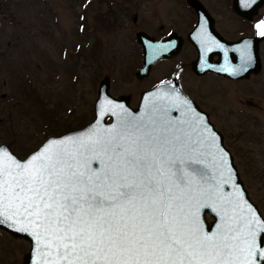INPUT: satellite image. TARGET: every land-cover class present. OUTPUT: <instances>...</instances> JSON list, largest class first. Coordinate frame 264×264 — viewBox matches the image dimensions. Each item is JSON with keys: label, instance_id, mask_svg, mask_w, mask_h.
Masks as SVG:
<instances>
[{"label": "snow or ice", "instance_id": "6c2138e0", "mask_svg": "<svg viewBox=\"0 0 264 264\" xmlns=\"http://www.w3.org/2000/svg\"><path fill=\"white\" fill-rule=\"evenodd\" d=\"M256 28L264 37V20ZM134 127L50 144L27 161L0 148V226L34 237L38 264H257L258 254L264 261V223L252 206L241 216L210 173L193 167L202 163L200 142ZM202 208L219 214L216 232L203 229Z\"/></svg>", "mask_w": 264, "mask_h": 264}, {"label": "rangeland", "instance_id": "374dc122", "mask_svg": "<svg viewBox=\"0 0 264 264\" xmlns=\"http://www.w3.org/2000/svg\"><path fill=\"white\" fill-rule=\"evenodd\" d=\"M176 1L0 0V145L7 143L24 158L48 135L81 129L94 120L106 76L112 93L131 95L136 107L140 92L168 67L136 77L142 62L131 14L173 16ZM186 74L187 89L223 134L249 198L264 217V72L244 82ZM29 249L23 237L0 228V264H22Z\"/></svg>", "mask_w": 264, "mask_h": 264}, {"label": "water", "instance_id": "95a60500", "mask_svg": "<svg viewBox=\"0 0 264 264\" xmlns=\"http://www.w3.org/2000/svg\"><path fill=\"white\" fill-rule=\"evenodd\" d=\"M253 3L255 0H249ZM264 3V0H260ZM193 7H197L193 0L189 1ZM198 8V7H197ZM238 12H242V9L236 6ZM243 13V12H242ZM196 31V30H195ZM194 31L191 33V39H193ZM141 38V34L138 35ZM194 40V39H193ZM244 44L250 47L247 52L248 57L242 55L240 50V55H237L239 59L234 62L232 58L229 57L228 51L233 47L238 48L240 44L238 43H226L221 42V46L218 54L220 55L221 61L212 63L209 65L210 70H214L217 74H224L229 78H239L245 76L248 77L251 72L258 70V59L257 55L258 49V37L243 40ZM164 44L158 42L157 44H151L154 48L158 49ZM243 47V45L241 46ZM242 49H245L243 47ZM173 52L179 50V46L172 49ZM145 52L143 65L136 71L137 78H146L149 75V69L156 63L159 57H166L164 55H159V57H154L151 54L152 50L149 45L143 47ZM232 60V61H231ZM239 65V67H236ZM227 67H231L232 71H226ZM194 69H196L194 63ZM246 68V70H242ZM236 72L239 73L236 75ZM179 81L174 77L170 81L165 83H160L153 89L145 91L140 96L139 105L136 108H132L128 103L127 97H120L119 99H114L109 94V82L108 79H104L99 84L100 87L97 90V99L94 102V120L89 122L87 125L81 129L74 131H68L67 133L58 136H49L45 139L43 143L38 145V147L28 153L24 158H19V156L12 151L8 144H1L0 148L8 150V152L20 161L29 160L34 154H39L50 144H55L62 141H79L89 135L93 138H103L107 139L109 137H119L120 135H129L135 132V127L141 128L142 132H151L153 136L156 137H167L171 139L175 135V130L177 135H186L192 140L199 141L198 151L195 154L202 163L193 165V167L200 168L203 171L210 173V179L213 180L215 185H218L217 192L225 198L226 202L231 199L234 203H239L240 208L237 211L241 216H247L246 208L251 205L256 215L260 218L261 222L264 223L263 213H260L257 205L251 201L249 198V193L245 189L244 183H242L236 169V164L233 161L232 153L225 146L223 140V134L219 132L213 123L210 122L206 112L199 110L191 101L182 89L180 88ZM109 119V120H108ZM167 130V131H165ZM179 130L181 133L179 134ZM139 135V133H137ZM77 145L68 144V147H76ZM179 155V154H178ZM185 158L188 153L183 154ZM103 157L101 156V159ZM92 167H96V158H92ZM103 164H101V168ZM240 193L241 199L237 201L236 194ZM244 209V211H241ZM201 225L205 232L211 234L218 230L221 218L215 209L209 210L207 208H202L200 211ZM1 230L9 233L15 237H23L28 241L30 249L24 255L22 264H38L41 257L38 255L36 245L34 244V237L28 233L15 231L7 226V224L0 226ZM257 243L264 247V242L261 241V234H257ZM257 264H264L261 261L259 254L257 256Z\"/></svg>", "mask_w": 264, "mask_h": 264}, {"label": "flooded vegetation", "instance_id": "af4514ba", "mask_svg": "<svg viewBox=\"0 0 264 264\" xmlns=\"http://www.w3.org/2000/svg\"><path fill=\"white\" fill-rule=\"evenodd\" d=\"M189 1H176L175 4L178 5L179 10L173 16L156 12V14H151L152 16L150 17H142L140 15L141 12L137 10L131 14L130 21L134 31L133 37L136 48L141 53V65L144 63L145 55L143 47L149 45L152 50L150 55L154 57H159V55L166 56L159 57L156 60V63L149 69V75L156 68L162 69L163 65H167L168 67V70H164L165 74L160 77V80L155 81V84L150 85L149 88L142 90L140 96H142L143 92L153 89L161 82H168L175 77L180 83L182 92L195 103L194 105L199 110L206 112L210 120V113L202 108L201 103L194 96V93L187 89L185 75L188 76L189 74L187 75L186 73L189 72L191 73L190 76L193 75L197 79L213 77L221 81L225 80V82H244L261 75L264 72V37L258 35L256 25L264 20V3H261L260 0H255L253 3L249 0H193L197 8L193 7ZM181 4H183L182 8L180 7ZM236 6L239 9L241 8L243 13L241 11L238 12ZM193 31L194 40L191 39V33ZM139 34H141V38H138ZM252 37H258V70L251 72L246 78L243 76L232 79L209 69V65L212 67V63L215 64L221 61L220 55L217 52L220 47H216V44L221 45L223 41L226 43L233 42L240 44L237 49L233 47L228 51L229 57L235 62L239 59L237 55H240V50L243 47L245 49L247 48V50L250 49V47L244 44L243 40L251 39ZM158 42H164L163 46L158 49L151 45L157 44ZM242 45L243 47H241ZM176 46H179V50L173 52L172 49ZM208 48L211 50H206ZM194 63L196 69L193 68ZM236 67H239V65H236ZM238 74L236 72V75ZM108 77L106 76L103 80L108 79L110 85L108 89L109 94L114 99L127 97L128 103L131 105V95H114L112 93L113 86ZM139 100L140 97L136 107L139 105ZM250 102L252 106H257V103L254 104L252 101H246L247 104ZM131 106L132 108H136L133 105ZM176 133L175 130V135H177ZM180 133L181 130H179Z\"/></svg>", "mask_w": 264, "mask_h": 264}]
</instances>
